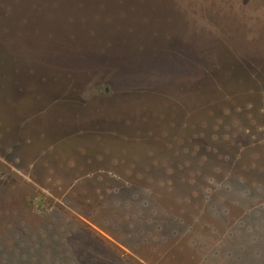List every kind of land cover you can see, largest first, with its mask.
Masks as SVG:
<instances>
[{
  "label": "rangeland",
  "instance_id": "rangeland-1",
  "mask_svg": "<svg viewBox=\"0 0 264 264\" xmlns=\"http://www.w3.org/2000/svg\"><path fill=\"white\" fill-rule=\"evenodd\" d=\"M177 1L182 22L164 42L201 30L202 51L217 41L227 49L245 44L258 50L264 68L261 0ZM187 26L192 32L182 33ZM226 28L227 41L219 36ZM159 34L151 35L161 42ZM191 40V48L164 53L150 70L129 69L131 84L101 83L120 71L116 53L85 76L45 57L23 60L24 73L15 71L19 82L10 85L14 95L0 101L6 106V114L0 107V264H264V102L247 107L244 100L224 115H201L206 78L200 82L191 67L174 64L187 51L195 55ZM259 69L250 76L264 81ZM45 96L56 100L37 102ZM19 108L25 139L3 140L17 129ZM63 122L66 128L58 126ZM200 133L226 144L205 153ZM146 189L164 197L165 214L149 197L137 203L136 193ZM40 196L52 205L36 213Z\"/></svg>",
  "mask_w": 264,
  "mask_h": 264
},
{
  "label": "water",
  "instance_id": "water-1",
  "mask_svg": "<svg viewBox=\"0 0 264 264\" xmlns=\"http://www.w3.org/2000/svg\"><path fill=\"white\" fill-rule=\"evenodd\" d=\"M263 3L264 0H261L260 4ZM178 9L180 8L177 0H17V2L16 0H0V101L6 102L9 99V97L4 99L3 95H14L10 85L13 82L17 84L19 82V75L14 74L15 71L24 73V59L33 61L45 57L50 59L53 65L58 61L57 68L63 71L85 76L86 73L99 69L101 65L105 68L103 57L116 53L121 57L113 61L120 71L115 76L104 77L101 83L114 78V80L127 79L128 84H131V76L125 78L129 69L150 70L153 60L164 53L167 55L173 49H177L181 54L183 49H189L194 45L191 36L195 38L198 47L194 50L195 55L191 56L187 51L174 64H179L188 70L191 67L194 72L192 76L198 77L200 82L205 81L206 78L204 86L208 88L200 93L203 100L205 98L211 101L218 97L219 94L215 91L217 87L222 94L229 93L228 90L232 87L235 90L239 81L243 87H248L251 84L250 74L258 68L260 71L264 70L255 56L259 54L258 50L253 47V50L248 49L249 46L245 44L232 45L231 48L228 45L230 50L222 48L221 42L217 41L211 50L208 49V45H205L206 49L202 51L201 43L199 46L202 31L195 30L193 33L188 26L181 32L185 34L192 32L191 35L187 34V37L177 33V37H171L172 41L164 42L165 37L178 30V25L182 22L179 12H176L177 14L174 12ZM153 32L161 33L159 34L161 42L152 37ZM230 32L232 31L227 28L221 31L219 35L221 40L230 39ZM204 33L214 37L212 32ZM166 43L168 46L162 48L161 46ZM29 44L33 46L30 48ZM18 46H23L24 51H15L14 47ZM152 47L156 48L155 51H149ZM237 53L242 57L234 55ZM252 53L254 54L251 55ZM62 57L68 60L65 62L63 59L60 60ZM131 57L133 64H131ZM113 61H110L108 65ZM205 70L208 71L207 74H204ZM261 73L264 74V71ZM7 78L11 79V82H8ZM97 78H100L99 74L90 81V84ZM54 98L45 96L37 99V102L49 103ZM26 99L30 101L28 103L36 102L25 97L24 100ZM80 99L85 101L82 97ZM5 108L6 106L3 105V111ZM67 108L75 111L74 107ZM62 110L57 111L56 117L62 114ZM1 111L0 122L2 123L5 111L2 112L3 114ZM13 113L17 114V112ZM69 125L71 128L74 123ZM58 126L66 128L65 122ZM16 130L15 127L11 132L16 133ZM42 202L45 203L46 209L52 205L48 200L43 201L40 196L35 202L36 213L44 212Z\"/></svg>",
  "mask_w": 264,
  "mask_h": 264
},
{
  "label": "trees",
  "instance_id": "trees-1",
  "mask_svg": "<svg viewBox=\"0 0 264 264\" xmlns=\"http://www.w3.org/2000/svg\"><path fill=\"white\" fill-rule=\"evenodd\" d=\"M218 70V67H217ZM249 82L251 83L248 87H243L241 84V81L238 82V87L233 90V92L230 93H221V90L219 87H217V93L219 94L218 97H215L214 100L208 101L204 98V100L202 99V101L199 102V111L201 113V115H204V117H212L214 116L215 112L217 114L220 115H224V112L228 113L237 103L243 102L244 100H247V107H251L252 102L255 101H260L262 100L264 102V81H262V79L260 77L257 76H250L249 77ZM220 90V91H219ZM234 104V105H233ZM220 109V111L218 110ZM222 109V110H221ZM239 110L244 109L243 106L238 107ZM219 111V112H218ZM204 120V119H203ZM203 120L201 119V122H203ZM221 121L217 120V124H220ZM205 126V124H203L202 126H200L201 128H203ZM217 131L219 132V130L221 128H218L216 126ZM248 130V129H246ZM201 135L199 136V142L201 143L202 149L204 150L205 153H210V152H219L216 149V144L218 143H225L223 141H220L219 139H221L218 136H213L212 138L208 137V136H204L202 135V133H200ZM211 139H215V144L212 143ZM206 155V154H204ZM210 154H208L209 156ZM217 158H219L218 156H215ZM204 157H202L203 160ZM206 159V157H205ZM221 159V157L219 158ZM234 160V159H233ZM204 165H206V160L203 161ZM202 163V165H203ZM143 175L138 173L136 174V183L139 185V183L141 182ZM188 177H191V175H188ZM187 179V178H186ZM121 187V186H120ZM139 189L138 187L135 188V191L137 192ZM141 196L139 195V192L136 193V201L139 204V202L141 203V205H144L146 203H143L141 198L145 199V197H149L148 199L150 200V202H152V206L158 210L159 212L161 211V213L165 214V210L164 208L166 207H160L159 203L164 201V197L161 196L158 192H156L155 190L152 189H146L140 192ZM143 196V197H142ZM158 207V208H157ZM171 208L168 209V212L170 211Z\"/></svg>",
  "mask_w": 264,
  "mask_h": 264
},
{
  "label": "flooded vegetation",
  "instance_id": "flooded-vegetation-1",
  "mask_svg": "<svg viewBox=\"0 0 264 264\" xmlns=\"http://www.w3.org/2000/svg\"><path fill=\"white\" fill-rule=\"evenodd\" d=\"M21 108H19L18 109V112H17V119H18V123H16V125H17V132L16 133H14V132H11L12 131V129L10 130V129H8V131L3 135V140H11V141H13V140H17L18 138H21V136H20V132H22L23 130V128H24V125H23V123H22V121H23V118H22V116H21ZM23 114V113H22ZM11 132V133H10ZM19 140V139H18ZM42 199H43V201L45 200V197L44 196H42ZM43 204H44V202H42ZM43 206V205H42ZM44 207V206H43ZM51 208V207H50ZM45 211V210H44Z\"/></svg>",
  "mask_w": 264,
  "mask_h": 264
}]
</instances>
